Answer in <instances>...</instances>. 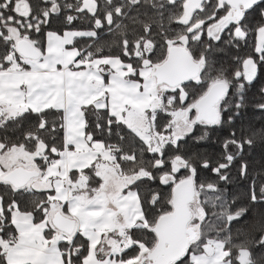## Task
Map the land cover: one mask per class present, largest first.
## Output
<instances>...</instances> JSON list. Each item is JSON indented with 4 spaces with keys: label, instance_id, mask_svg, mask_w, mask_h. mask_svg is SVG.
I'll list each match as a JSON object with an SVG mask.
<instances>
[{
    "label": "snow or ice",
    "instance_id": "1",
    "mask_svg": "<svg viewBox=\"0 0 264 264\" xmlns=\"http://www.w3.org/2000/svg\"><path fill=\"white\" fill-rule=\"evenodd\" d=\"M0 264H264V0H0Z\"/></svg>",
    "mask_w": 264,
    "mask_h": 264
},
{
    "label": "trees",
    "instance_id": "2",
    "mask_svg": "<svg viewBox=\"0 0 264 264\" xmlns=\"http://www.w3.org/2000/svg\"><path fill=\"white\" fill-rule=\"evenodd\" d=\"M247 115H251V116H255V115H257L258 116V114H255V113H253L251 110H249V112L247 113ZM246 119H247V116L245 117Z\"/></svg>",
    "mask_w": 264,
    "mask_h": 264
},
{
    "label": "rangeland",
    "instance_id": "3",
    "mask_svg": "<svg viewBox=\"0 0 264 264\" xmlns=\"http://www.w3.org/2000/svg\"><path fill=\"white\" fill-rule=\"evenodd\" d=\"M248 118H257V119H258V116H257V115H255V116H254V115H253V116H251V115H247V119H248Z\"/></svg>",
    "mask_w": 264,
    "mask_h": 264
}]
</instances>
